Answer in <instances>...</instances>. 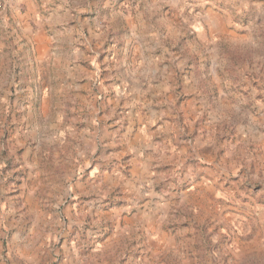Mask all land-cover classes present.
I'll list each match as a JSON object with an SVG mask.
<instances>
[{"label":"rangeland","instance_id":"1","mask_svg":"<svg viewBox=\"0 0 264 264\" xmlns=\"http://www.w3.org/2000/svg\"><path fill=\"white\" fill-rule=\"evenodd\" d=\"M0 264H264V0H0Z\"/></svg>","mask_w":264,"mask_h":264}]
</instances>
